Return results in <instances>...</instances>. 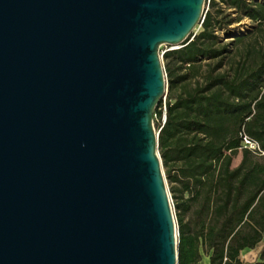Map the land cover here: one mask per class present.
Here are the masks:
<instances>
[{"label": "water", "instance_id": "1", "mask_svg": "<svg viewBox=\"0 0 264 264\" xmlns=\"http://www.w3.org/2000/svg\"><path fill=\"white\" fill-rule=\"evenodd\" d=\"M205 0H0V264H177L159 47Z\"/></svg>", "mask_w": 264, "mask_h": 264}, {"label": "trees", "instance_id": "2", "mask_svg": "<svg viewBox=\"0 0 264 264\" xmlns=\"http://www.w3.org/2000/svg\"><path fill=\"white\" fill-rule=\"evenodd\" d=\"M208 6L200 31L163 53L158 152L178 213L177 264H198L200 249L209 264H243L264 235V0ZM243 19L244 29L230 28ZM253 264H264V246Z\"/></svg>", "mask_w": 264, "mask_h": 264}, {"label": "rangeland", "instance_id": "3", "mask_svg": "<svg viewBox=\"0 0 264 264\" xmlns=\"http://www.w3.org/2000/svg\"><path fill=\"white\" fill-rule=\"evenodd\" d=\"M209 9H210V7L208 6V9L207 10H209ZM249 24H250L249 20L243 19L240 23L232 24L230 26V28L231 29H234V30H238V29L241 30V29H244V27L247 26V25H249ZM200 29H201V27L198 24L194 28L193 33L199 32ZM224 40H227V38L224 37ZM172 48H174V46H171V45H168V44H161L160 47H159V54L161 56V62H162V65H163V69H164L163 53L166 52V51H168V50H171ZM158 105H159V103H158ZM156 109H157V107H156ZM153 125H154L155 131L157 132V121H156V119H155L154 116H153ZM158 154H159V152H158ZM240 157H241V155H240V153H238L233 158V161H232V165L233 166H235L239 162ZM160 160H161V158H160ZM161 168H162V172H163V175H164V178H165V182H166V186H167V189H168V194H169L170 203H171V206H172V212H173V216H174V221H175L176 230H177V237H178V213H177V210L175 208V199H174V197L172 196V193H171V183L169 182V180L167 178V175H166V167L163 166L162 160H161ZM263 245H264V238H263V241L255 249L243 251L242 254H241L243 264H253V262L258 257V253H259L260 248ZM200 254H201V260L199 261L198 264H209L208 263V255H206V253H205V251L203 249H200Z\"/></svg>", "mask_w": 264, "mask_h": 264}, {"label": "built area", "instance_id": "4", "mask_svg": "<svg viewBox=\"0 0 264 264\" xmlns=\"http://www.w3.org/2000/svg\"><path fill=\"white\" fill-rule=\"evenodd\" d=\"M209 1L210 0H205L204 1V8H203V13H202V16H201V20H200V23H199V26L200 24L202 23L203 21V18H204V13L207 11L208 9V5H209ZM165 98H166V95H164L162 97V116H161V119H160V123L161 125H163V123L165 122ZM159 132V128L157 129V133ZM242 144H243V147H246L254 152H258L260 154H263V151L260 150L259 146H258V143L252 139H250L249 137H247L246 135H242Z\"/></svg>", "mask_w": 264, "mask_h": 264}, {"label": "crops", "instance_id": "5", "mask_svg": "<svg viewBox=\"0 0 264 264\" xmlns=\"http://www.w3.org/2000/svg\"><path fill=\"white\" fill-rule=\"evenodd\" d=\"M239 161H240V160H239ZM237 164H238V163H237ZM237 164H236V165H237ZM263 238H264V235H263ZM263 238H262V240L256 245V247H257V246L263 241ZM263 246H264V245H263ZM263 246L260 248V250L263 248ZM256 247H255V248H256ZM255 248H253V249H255ZM253 249H245V250H253ZM245 250H243V251H245ZM260 250H259V252H260ZM243 251H242V252H243ZM242 252H241V254H242ZM241 254H240V258H241V260H242ZM258 255H259V253H258ZM257 258H258V257H257ZM256 260H257V259H256ZM256 260H255V261H256ZM255 261H254V262H255ZM254 262H253V263H254ZM208 263H209V260H208Z\"/></svg>", "mask_w": 264, "mask_h": 264}]
</instances>
